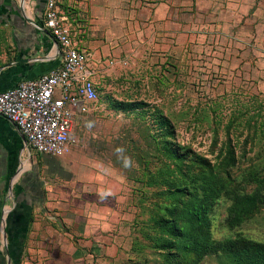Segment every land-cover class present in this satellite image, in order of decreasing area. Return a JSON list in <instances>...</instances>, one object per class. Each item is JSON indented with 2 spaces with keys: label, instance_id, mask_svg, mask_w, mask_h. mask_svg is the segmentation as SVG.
<instances>
[{
  "label": "rangeland",
  "instance_id": "1",
  "mask_svg": "<svg viewBox=\"0 0 264 264\" xmlns=\"http://www.w3.org/2000/svg\"><path fill=\"white\" fill-rule=\"evenodd\" d=\"M228 1L121 0V28L98 27L95 44L90 0H62L99 100L77 120L71 152L56 157L71 165L65 177L86 172L94 185L83 195L75 183L77 231L22 223L36 233L20 264H264V0ZM155 3L190 19L189 35L181 27L170 47L150 44ZM29 22L21 0H0V68L37 56L45 39ZM234 132L244 155L235 183L223 161ZM231 240L234 255L215 245Z\"/></svg>",
  "mask_w": 264,
  "mask_h": 264
},
{
  "label": "crops",
  "instance_id": "2",
  "mask_svg": "<svg viewBox=\"0 0 264 264\" xmlns=\"http://www.w3.org/2000/svg\"><path fill=\"white\" fill-rule=\"evenodd\" d=\"M45 1L26 0L27 7L25 10L23 9L28 21L26 13L34 18L38 27L33 26V24L32 26L39 34L44 36L45 41L43 42L41 39L42 44L39 42L38 48L35 47L37 48L36 50L40 49L37 56L33 53L34 56L30 59L18 61L6 65L5 68H0V92L15 87L23 80L38 78L61 64L62 47L46 31L44 25L42 13ZM236 1L234 0V7L240 5ZM183 2L181 3L183 4ZM90 4L89 12L93 16L91 35L94 38L95 44H97V42H101L98 39V27H106L110 32L121 28V16L126 15L127 9L124 5L121 6V0H90ZM153 5L156 6L157 3ZM226 6H233V2L229 0ZM169 7L168 3L163 4V6H156V21L151 24L150 44H155L158 47H170L172 45L171 42H174L176 30L181 27L183 34L189 35L191 31L190 19L186 25L184 20L176 21L173 18V11L170 12ZM183 7H185L184 4ZM160 17H163L162 22L160 21ZM74 30L75 27L72 24L74 41L79 47L84 48L77 41ZM80 30L82 31L81 28ZM110 41L114 42L116 40L115 38H110ZM94 79L98 86L95 76ZM34 153L36 151L30 150L27 147L25 136L9 120L0 115V205H5L0 223L6 220L7 216H9L7 214H13L17 210L18 214L13 215L15 218L13 221L18 224L29 221L30 217H33V223H39V221L49 218L52 227L57 230L77 231V223L73 222L70 218V216L77 214V210L80 211L79 207H75L73 204L74 199H77L79 193H81L77 192L75 183L78 185V190L82 191L83 195H86L85 192L88 190L87 185H94V179L91 178V175H87L86 172L80 173L79 178H74L73 175L65 177L66 175H63L62 168L68 164L59 161L56 156L50 155V157L47 154L33 156L35 155ZM36 162L37 166L33 167V164ZM47 165H50V167ZM68 166L71 167V165ZM83 167L85 168L86 166L83 165ZM76 168V166L72 167L71 170L75 171ZM87 169L88 167L82 170L87 171ZM60 197L67 200L60 201ZM81 209L83 210L84 207ZM32 229L33 225L31 232L26 233L27 241L31 238V242L32 238H34V233H36ZM1 235L4 238L2 232ZM6 237L8 238L7 232ZM8 247L5 250L1 248L0 252L6 254L8 264H13L12 258L8 253ZM27 248L30 249L29 245L28 247L25 246V249L24 246L20 248V251L23 250V255L24 250ZM12 251L15 255L19 253L18 248H13Z\"/></svg>",
  "mask_w": 264,
  "mask_h": 264
},
{
  "label": "built area",
  "instance_id": "3",
  "mask_svg": "<svg viewBox=\"0 0 264 264\" xmlns=\"http://www.w3.org/2000/svg\"><path fill=\"white\" fill-rule=\"evenodd\" d=\"M42 16L46 31L62 47L61 64L1 91L0 115L25 136L30 150L61 156L77 144V120L91 112L99 100V90L90 53L74 41L62 0H46ZM5 225L4 220V234Z\"/></svg>",
  "mask_w": 264,
  "mask_h": 264
},
{
  "label": "trees",
  "instance_id": "4",
  "mask_svg": "<svg viewBox=\"0 0 264 264\" xmlns=\"http://www.w3.org/2000/svg\"><path fill=\"white\" fill-rule=\"evenodd\" d=\"M239 148H240L239 143H238V141H236L235 132H234V152H232V154L228 158L223 159V161L226 160V173H227L228 177H231L230 171L234 168V183L238 178L236 171L241 169L242 164H243L242 158L244 155H241L242 150L240 151ZM176 158L180 159L181 156L178 154L176 156ZM217 162L218 161H216V163ZM204 163H205V165L208 166L211 163V161L206 159V160H204ZM216 163H212V166H214ZM209 167H211V164L209 165ZM260 181L262 183V188L264 189V176H260ZM249 183H250V181L246 180L244 182V184L241 185V187L245 188L248 186ZM211 184H212L211 182H208V186ZM214 184H217V183H214ZM214 190H215V188H214ZM237 192L234 189V199H236L237 201L238 200H244V199L247 200V198H244V199L241 198V196L244 194L237 193ZM258 194L262 195L259 192H258ZM16 214H18L17 210L12 215H16ZM26 216H28V215H26ZM234 218L236 220L241 219L239 213H235ZM6 232L8 235V242H9L8 253L12 258V263L13 264H20L22 257H23V252H22L23 250L20 251L21 250L20 248H22L24 246V243H25V240L27 237L26 233L28 232V229L25 226H22V223L18 224L14 221H11ZM215 245H219V247L221 249L231 251L232 254L234 255V240H231L230 243L229 242H218ZM13 248H18L19 253H16V255H15L14 252L12 251ZM5 255L6 254H4L3 252H0V264H8V260H7V257ZM232 257H234V256H232Z\"/></svg>",
  "mask_w": 264,
  "mask_h": 264
},
{
  "label": "bare ground",
  "instance_id": "5",
  "mask_svg": "<svg viewBox=\"0 0 264 264\" xmlns=\"http://www.w3.org/2000/svg\"><path fill=\"white\" fill-rule=\"evenodd\" d=\"M21 4H22V8L25 10V8L27 7V3L26 0H21ZM26 16L28 17L29 21L31 22V24L35 25L38 27L36 21L34 20V18L30 15L26 13ZM26 166V164H25ZM26 169V168H25ZM14 203V202H13ZM9 207V206H8Z\"/></svg>",
  "mask_w": 264,
  "mask_h": 264
}]
</instances>
